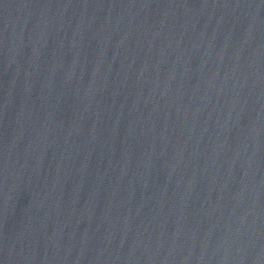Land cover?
Listing matches in <instances>:
<instances>
[{"label": "water", "instance_id": "water-1", "mask_svg": "<svg viewBox=\"0 0 264 264\" xmlns=\"http://www.w3.org/2000/svg\"><path fill=\"white\" fill-rule=\"evenodd\" d=\"M0 264H264V0H0Z\"/></svg>", "mask_w": 264, "mask_h": 264}]
</instances>
